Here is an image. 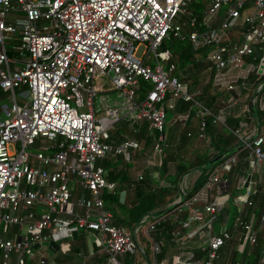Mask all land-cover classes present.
Listing matches in <instances>:
<instances>
[{
  "label": "built area",
  "instance_id": "built-area-1",
  "mask_svg": "<svg viewBox=\"0 0 264 264\" xmlns=\"http://www.w3.org/2000/svg\"><path fill=\"white\" fill-rule=\"evenodd\" d=\"M191 1L0 0V88L11 93V104L0 106L6 116L0 117V264H27L37 246L72 238L82 228L99 232L98 242L113 264H138L136 239L105 208L103 194L116 183L97 163L109 154L129 159L140 142L110 143L111 129L124 116L118 108H108L97 118L95 99L104 89L96 80L108 77L123 92L132 104L130 120L150 122L159 132L154 150L163 151L168 110L179 99L196 101L199 93L171 60L174 51L161 49L170 37L189 40L196 56L208 61L216 89L238 93L229 106L247 100L250 85L255 89V115L247 130L235 131L240 145L179 209L187 211L185 238L202 240L205 256L195 259L188 253L181 263L217 264L220 249L234 236L229 229L215 231L221 207L215 192L223 171L250 151L243 159L262 172L264 192V0H204L206 30L198 27ZM140 45L145 46L143 58L136 55ZM205 47L210 50L204 58ZM142 81L153 88L141 99ZM21 86L27 89L19 102L16 89ZM196 103L203 114L211 113ZM225 113L213 116L222 122ZM204 127L203 120L200 130ZM37 142L41 148L31 151ZM205 192L208 201H203ZM247 193L242 203L251 205ZM260 222L264 230V213ZM158 223L148 224L149 236ZM235 226L243 245L259 244L260 228L241 215ZM262 243L264 264V233Z\"/></svg>",
  "mask_w": 264,
  "mask_h": 264
},
{
  "label": "crops",
  "instance_id": "crops-1",
  "mask_svg": "<svg viewBox=\"0 0 264 264\" xmlns=\"http://www.w3.org/2000/svg\"><path fill=\"white\" fill-rule=\"evenodd\" d=\"M181 70L184 71L183 69ZM102 87L105 88L104 84H102ZM106 90L104 89V92ZM193 90L199 91L198 88H194ZM17 91L18 90L16 89L18 101H24V98L19 96L20 92ZM4 97H8L11 100V93L0 88V99ZM240 103L241 101H239V104H236L233 108L229 106V103L226 100H221L216 113L220 114L224 111L234 113L235 110L238 109L237 111L239 112L236 111L238 114L244 110ZM1 105L3 104H0V106ZM0 117L6 118L1 109ZM122 119L123 118H121L118 122L120 123L124 121L122 122L123 125L118 127L116 126L118 122H116L111 129L110 143L119 144L127 138H132L140 142V147L131 151L129 159H125L123 156H115L113 154L107 155L104 158L105 163L110 166L102 167L106 169L109 175L108 178L116 183V187H119L120 185L123 186L120 191V202L128 204L130 203L132 196L135 194L133 186L129 185L128 182L132 181L135 177L139 179L146 177L148 179H152L155 183H163L161 171L159 169L161 164L160 155L162 151L156 152L154 150L155 145H148L145 139H137L135 137L138 136V127L140 126L138 121H132L130 119H127L126 121ZM190 122H192V119L188 115H186V117H181L176 114H174L169 124H167L166 120V139L164 142V149L169 147V143H172L169 147L170 150H177L181 135L185 133L190 134L196 127L197 123L191 126ZM150 127L153 128L151 124ZM36 144H38V146L35 147V149H40L42 143L37 142ZM111 172L112 177H110ZM199 174V172L195 171L188 173L184 178H182L179 184L180 191L176 194L178 198L175 202H178L177 200L182 197V194H184L182 191L189 190L195 184L198 180ZM261 174L262 172L258 173L253 171L252 165L248 162L246 163L242 155L241 159L232 167L231 170L223 171L222 180L218 184V189L215 192V195L218 196L221 204L219 209V219L217 221L220 225V230L217 232H220L223 229H229L233 232L234 236L220 249L217 264H235L237 262H240L241 264H262L260 258V249L263 244L262 240L256 246L243 245L238 240L240 232L237 231L235 226V220L237 217H234L232 220L233 212L237 211V215L243 216L244 219L251 222L257 228H260V236H263L264 230L260 227L259 221L261 215L264 213V207L259 208V210L255 212L250 211L248 205L242 203L243 197L247 195L248 190H250V195L252 198H255L253 199L255 200L256 208L259 207V198L263 196V193H259V189L262 185L260 179ZM113 177H116L119 180L122 178L125 180L126 178V180L122 184L120 181V185H118V181ZM76 188L77 187H75L74 195L78 196L80 193L78 188ZM202 198L203 201H208L210 199V194L205 192ZM260 204L262 203L260 202ZM147 226L148 224L139 226L136 230H133L132 233L138 243L137 262L139 264H182L181 257L188 253L194 254L195 259L205 258L204 253L201 250L203 244H200V242L202 240L197 238L192 240L186 239L183 229L173 233L175 236L170 234L168 235L166 228L161 229L158 234L152 233V235L149 236L146 232ZM79 230H83V228ZM79 230L75 232L72 238L48 241L40 246H37L34 250L33 256L29 258L37 262V264L42 262V260L45 261V264H113L110 259V255L98 242L99 232L89 229L87 232L82 233V231ZM180 231L182 233L178 238L179 234L177 233ZM156 235L160 237L159 240L155 239ZM152 238H154V241L159 245L158 251H155L153 248ZM127 258L129 259L128 261L132 260L126 256L125 259Z\"/></svg>",
  "mask_w": 264,
  "mask_h": 264
},
{
  "label": "trees",
  "instance_id": "trees-1",
  "mask_svg": "<svg viewBox=\"0 0 264 264\" xmlns=\"http://www.w3.org/2000/svg\"><path fill=\"white\" fill-rule=\"evenodd\" d=\"M189 7L197 17L200 30H206L208 27L204 23L206 12V4L204 1L192 0ZM222 14L223 13H221V15ZM181 16L183 18L182 21L187 19L186 16ZM218 24L219 22L213 26L217 27ZM170 38V40L164 41L161 49H172L174 51V57L171 60L179 64L180 68L183 69L184 72H188L189 76L195 78L194 84L199 90L195 100L208 108L211 113L203 114L201 107L196 101L185 99H179L175 107L171 109L177 116L186 117V115H188L192 119V122H190L191 126L197 124L190 134L185 133L181 135L177 150L161 152V164L159 169L161 171L163 183H155L152 179L146 177L142 179L135 177L132 181L128 182L129 185L133 186L135 194L132 196L130 203L124 204L120 202V191L123 188V186L120 185V181L122 184L125 182L126 178L125 180L123 178L119 180L113 177L118 181L117 184L120 186H117L116 189L111 192H104L105 208L113 212L114 223L123 226L131 235L133 230H136L139 226L150 224L157 220H159V223L156 225V231L154 233L158 234L163 228L167 229L168 235H174L173 233L180 229H183L186 233L188 229L183 226V223L187 216V211L183 212L179 210L181 203L194 197L206 184L216 168L222 163L221 160L209 166L216 157L226 151H230V154L235 152L237 149L236 146L240 145L241 142L235 131L238 129L241 131L247 130L252 121V117L255 115L251 101L255 90L252 84L249 87L250 91L248 90V99L241 100L240 103L244 110L238 114L236 113L238 109H236L234 113L226 111L222 116V122L217 121L213 115L217 114L216 110L221 100H226L229 104H232V94L237 96L238 93H233L225 89H216L213 84L214 79L212 72H210L209 78L199 79L201 73L194 71L201 70L204 66L206 67V65L208 66V61L204 60L207 62L205 65L202 59L197 58L189 40L180 41L173 37ZM207 50L208 48L205 47L201 49V52L206 55ZM257 56H260L259 51H257ZM191 87L196 88L195 86ZM152 88V84L147 81H142L138 89V95L142 99L147 96ZM26 89V86H21L17 88V92ZM246 93L245 91L244 94ZM203 120L205 127L203 130H200ZM139 123L138 136L135 137L137 139L143 138L148 145L152 144V146H154L158 140L159 132L155 128H151L148 121ZM37 146L38 144H34L32 147L35 148ZM249 152L250 151L243 152L242 156H247ZM103 159L104 158L100 159L97 164L103 167L110 166L107 165L105 159ZM195 171L200 173L198 180L189 190L182 191L184 194L177 200L178 202H175L178 198L176 194L180 191V181L188 173ZM110 177H112V172L110 173ZM259 193H263V196L259 198L262 204L259 202V207L256 208L255 198L253 197V199L252 196H250L252 204H247L250 211L256 212L259 208L264 207V192L262 188L259 189ZM173 212H180V215L173 218L170 216ZM232 216V220L234 217H237V211H234ZM259 225H261L260 221ZM14 229L18 230V226H14L13 230ZM88 230V228H83V230L79 231L83 233ZM179 237L180 235L178 238ZM261 237L263 236H260V241L262 240ZM159 238L158 235L155 236L156 240H159ZM126 260L128 261L129 259L127 258ZM27 264H37V262L27 257ZM38 264L43 263L39 262Z\"/></svg>",
  "mask_w": 264,
  "mask_h": 264
},
{
  "label": "rangeland",
  "instance_id": "rangeland-1",
  "mask_svg": "<svg viewBox=\"0 0 264 264\" xmlns=\"http://www.w3.org/2000/svg\"><path fill=\"white\" fill-rule=\"evenodd\" d=\"M202 1H204V0H202ZM204 3H205V1H204ZM221 13L224 14V11L222 10ZM221 13H220V15H221ZM209 50L210 49L207 50L206 55L203 52H201V55L202 56L205 55V57H206ZM144 52H145V46L144 45H140L139 49L136 52L137 57H142L143 58ZM150 59H151L150 63L152 65H155L156 61L153 59L152 56L150 57ZM198 59H200V57ZM202 61L205 63V65L207 64V62H205L206 60L204 61V59H202ZM161 62H162V64L164 66H166L168 64V62H166V61H161ZM207 69H208V66L206 65V67L204 66L203 69L195 70L194 72H200L201 73L199 79H202V78L206 79V78H209V76H210V72ZM187 73L188 72H185V74L188 76L187 79L189 80L191 86H194L195 85L194 84L195 78L194 77L192 78ZM100 83L104 84L105 88H103V89H105V90L107 89V90L105 92H103V93H99L97 95L96 99H95L97 118H100V117L104 116L106 114V110L108 108H118L120 110V114L122 116H124V118L122 117L124 120L127 121V119H131V115L127 114V113L129 112L130 106L132 104L128 100V98L123 94V92L121 90H119V89L114 88L113 84L111 83V81H110V79L108 77H99V78H97L96 86H99ZM148 83H150V82H148ZM150 84H152V83H150ZM152 87H153V84H152ZM0 104H8V105H10L11 104V100L8 97H4V98L0 99ZM173 116H174L173 111L171 109H169L168 110V117H167V124H169V122L173 118ZM122 122H124V121H122ZM122 122H120V123L118 122L116 124V126L119 127L120 125H123ZM170 145H172V143L171 144L169 143V147H170ZM169 147H166L162 152L170 150ZM30 150L31 151H35L36 149L32 147V148H30ZM179 215H180V212H173V213H171L170 216H172L173 218L174 217L176 218ZM215 229H216L215 230L216 232L220 230V226H219L218 222L215 223ZM146 230H147V227H146ZM200 244H203V242L201 241Z\"/></svg>",
  "mask_w": 264,
  "mask_h": 264
},
{
  "label": "water",
  "instance_id": "water-1",
  "mask_svg": "<svg viewBox=\"0 0 264 264\" xmlns=\"http://www.w3.org/2000/svg\"><path fill=\"white\" fill-rule=\"evenodd\" d=\"M239 145H237L236 147H238ZM235 147V148H236ZM230 154V151H226L224 153H222L221 155H219L218 157H216L211 163L209 166L213 165V164H216L218 163L219 161L221 160H224L228 155Z\"/></svg>",
  "mask_w": 264,
  "mask_h": 264
}]
</instances>
